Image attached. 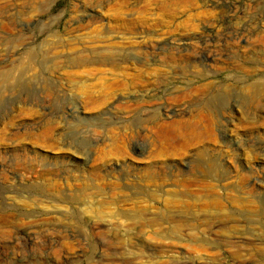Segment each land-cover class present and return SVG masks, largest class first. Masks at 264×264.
<instances>
[{
  "label": "rangeland",
  "instance_id": "rangeland-1",
  "mask_svg": "<svg viewBox=\"0 0 264 264\" xmlns=\"http://www.w3.org/2000/svg\"><path fill=\"white\" fill-rule=\"evenodd\" d=\"M161 1L0 0V264H264V0ZM120 11L167 79L90 109L111 69L69 62ZM137 99L197 139L121 113Z\"/></svg>",
  "mask_w": 264,
  "mask_h": 264
},
{
  "label": "bare ground",
  "instance_id": "bare-ground-1",
  "mask_svg": "<svg viewBox=\"0 0 264 264\" xmlns=\"http://www.w3.org/2000/svg\"><path fill=\"white\" fill-rule=\"evenodd\" d=\"M215 3H212L211 6L214 8ZM159 8L163 11H165L167 14L173 15L176 13L179 9H187L192 8L193 10H197L198 5L196 1L194 0H163L159 3ZM181 12V11H180ZM203 12V11H201ZM201 12H198L199 14H202ZM204 13V12H203ZM115 24L117 27L113 30L115 33H117V39L118 41H112V39H109L110 35H107L108 30L106 27H104V24L98 25L96 28H94V32L97 33L98 36H96L97 42H100V39L102 38L103 47L105 51L101 53L95 54L93 57H73L70 59V64L73 67L79 68L82 67L85 69L87 65L92 64L93 60L98 64L100 67H109L111 70L116 68L117 72H110L109 69H101V68H95L94 72L97 75L100 76H111L108 81L100 85V87L97 88V91L95 93L97 94L96 101L92 100V93L88 92V96L90 99V109H98L102 104L104 103L102 100L103 98L111 97L115 95L118 92H136L140 91L142 87L149 86L153 83L161 84L164 83L167 79V76L163 73V71L157 66H155L157 63L152 62L156 60L154 58V53L150 51V45L146 43L144 38L140 35H132V36H121L126 34V32H131L132 25L139 23V21L135 18L131 20H124L123 14L118 12V14L114 15ZM146 18H141L140 22H144ZM144 24V23H143ZM135 31V30H134ZM103 34L104 36H101ZM141 34V33H139ZM189 41V39H186ZM94 41V42H95ZM207 42V41H206ZM181 47V46H180ZM56 46L53 47L55 49ZM110 50L108 53V50ZM86 47L83 49V51L87 52ZM131 51L132 53L130 54ZM134 54V56L138 55L142 58H138V62L141 63L142 68H139L138 66H133V64H130L131 68L129 66L127 67H120V63L124 61H129L130 56ZM160 65L163 67L164 65L169 66L171 63H176L179 60L178 58L172 56L171 54L168 56H165ZM138 63V64H139ZM32 66V65H31ZM155 66V67H154ZM29 67V66H28ZM27 67V68H28ZM26 68V69H27ZM28 69H31L30 67ZM32 70V69H31ZM24 71V69H23ZM26 71V70H25ZM134 71V72H130ZM93 71L91 70H82L80 73H91ZM74 77L78 75V73L72 74ZM82 76V75H81ZM10 78V77H9ZM95 96V95H94ZM96 97V96H95ZM94 99V98H93ZM255 99H258L257 97ZM98 100V101H97ZM212 100V99H211ZM211 100L208 101V103L211 105ZM141 100H129L126 102H121L122 105H120L122 114H138L140 113V117L135 118V121L137 120V123H154L159 128H163L168 130L170 133H172L176 138L179 140H182L184 142L193 141L196 140L198 137V131L196 130L195 123L186 120V119H178L179 116H172L169 117L167 114L165 116H158L151 114L149 111H145L143 114V110L139 108V103ZM104 105V104H103ZM119 109V107H118ZM120 112V111H119ZM170 112V111H169ZM136 116V115H135ZM127 139L131 140L134 137L132 136L130 139V135ZM126 136V137H127ZM215 171L212 169L210 174H213Z\"/></svg>",
  "mask_w": 264,
  "mask_h": 264
}]
</instances>
